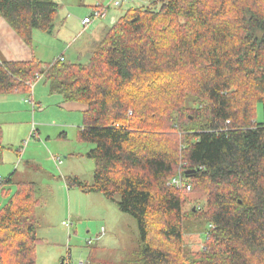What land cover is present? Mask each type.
Returning <instances> with one entry per match:
<instances>
[{"label":"trees","instance_id":"1","mask_svg":"<svg viewBox=\"0 0 264 264\" xmlns=\"http://www.w3.org/2000/svg\"><path fill=\"white\" fill-rule=\"evenodd\" d=\"M147 1L108 28L86 64L0 62V95L29 94L42 76L53 95L88 107L78 139L95 145L94 183H72L137 220L139 264H264V0ZM60 8L0 0L29 46L35 31L53 33ZM1 140L0 126V158ZM179 168L191 191L173 182ZM194 190L205 208L186 213ZM36 193L17 182L0 210V264H36ZM192 219L205 250L186 247Z\"/></svg>","mask_w":264,"mask_h":264},{"label":"rangeland","instance_id":"2","mask_svg":"<svg viewBox=\"0 0 264 264\" xmlns=\"http://www.w3.org/2000/svg\"><path fill=\"white\" fill-rule=\"evenodd\" d=\"M96 1L56 0L61 8L53 33L35 31L33 36V50L43 63H53L62 55L72 63H88L102 27L115 25L129 9L148 4L147 0H130L121 9L111 10L106 20L84 29L82 21L91 8L111 0ZM99 24L104 25L95 29ZM60 98L43 78L34 81L29 94L0 95L1 143L6 148L0 158V178L5 181L12 176L14 180L0 192V210L14 196L17 182H34L39 202L37 237L42 240L36 264H139L142 246L137 220L103 194L84 192L72 183L73 178L94 183V162L87 154L95 145L79 141L82 126L62 128L63 123H81V118L83 123L84 118L80 112L69 113ZM55 158L61 160L59 166ZM180 173L184 172L179 168ZM184 198L186 213L205 208L206 197L195 190ZM187 224L186 247L205 250L202 229L193 219Z\"/></svg>","mask_w":264,"mask_h":264},{"label":"crops","instance_id":"3","mask_svg":"<svg viewBox=\"0 0 264 264\" xmlns=\"http://www.w3.org/2000/svg\"><path fill=\"white\" fill-rule=\"evenodd\" d=\"M97 1H100V0H97ZM98 22H101V21H98ZM101 25H104V24H99L95 29H99ZM109 27L110 25H107L106 27H102V31H100L101 37L99 38V41L104 36V34L106 33ZM99 41H97V43ZM34 57L42 62V60L38 58L35 51L33 50V47L29 46L16 33V31L8 24V22L0 14V62H28L32 60ZM57 59L58 58H56L55 60ZM60 102H61L60 105L63 108H65L69 113L75 114V112H80L84 118V113L86 112L88 108L86 105L80 104V103L65 102L63 97L60 98ZM82 124L83 123H82V118H81V123H79L78 121L75 122L74 124L63 123L61 124V126L63 129H68V128L76 127V126H79L78 128H80ZM58 159L55 158V162L59 166Z\"/></svg>","mask_w":264,"mask_h":264},{"label":"built area","instance_id":"4","mask_svg":"<svg viewBox=\"0 0 264 264\" xmlns=\"http://www.w3.org/2000/svg\"><path fill=\"white\" fill-rule=\"evenodd\" d=\"M129 2L130 0H111L109 3L106 4H104L103 2H97L91 8L90 14L85 17L82 21L84 29H87L96 21L106 20L111 10L121 9L124 5ZM59 59L61 61H64L65 57L62 55ZM41 78L43 77L37 76L36 80H39ZM59 162L61 163V160ZM0 181H2V178H0ZM173 182L180 187H185L187 191L192 190V186L187 183V178L182 173L178 174V176L173 179Z\"/></svg>","mask_w":264,"mask_h":264},{"label":"water","instance_id":"5","mask_svg":"<svg viewBox=\"0 0 264 264\" xmlns=\"http://www.w3.org/2000/svg\"><path fill=\"white\" fill-rule=\"evenodd\" d=\"M195 172H196L195 170L187 171V172H186V176H187V177H191V176H193V175L195 174ZM194 210H195V209H194Z\"/></svg>","mask_w":264,"mask_h":264}]
</instances>
